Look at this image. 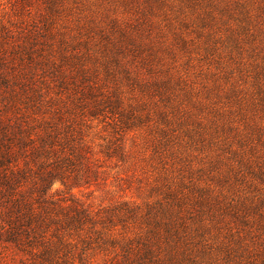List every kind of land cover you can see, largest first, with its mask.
I'll return each mask as SVG.
<instances>
[{
    "label": "rangeland",
    "instance_id": "374dc122",
    "mask_svg": "<svg viewBox=\"0 0 264 264\" xmlns=\"http://www.w3.org/2000/svg\"><path fill=\"white\" fill-rule=\"evenodd\" d=\"M0 73V116L90 148L87 206L175 202L184 264H264V0H0Z\"/></svg>",
    "mask_w": 264,
    "mask_h": 264
},
{
    "label": "trees",
    "instance_id": "16d2710c",
    "mask_svg": "<svg viewBox=\"0 0 264 264\" xmlns=\"http://www.w3.org/2000/svg\"><path fill=\"white\" fill-rule=\"evenodd\" d=\"M68 123L64 116H0V245L19 264H91L96 252H111L112 264L191 259L189 248L177 251L187 225L175 202L161 210L147 205L143 213L128 203L95 210L75 196L89 183L91 151ZM56 183L64 190L53 191ZM140 220L144 235L125 239L122 230Z\"/></svg>",
    "mask_w": 264,
    "mask_h": 264
}]
</instances>
